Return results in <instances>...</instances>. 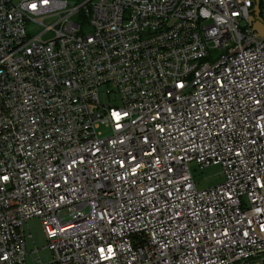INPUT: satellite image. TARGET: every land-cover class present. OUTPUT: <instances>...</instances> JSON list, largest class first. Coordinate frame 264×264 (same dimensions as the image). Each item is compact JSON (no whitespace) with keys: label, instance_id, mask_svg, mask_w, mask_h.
I'll use <instances>...</instances> for the list:
<instances>
[{"label":"built area","instance_id":"1","mask_svg":"<svg viewBox=\"0 0 264 264\" xmlns=\"http://www.w3.org/2000/svg\"><path fill=\"white\" fill-rule=\"evenodd\" d=\"M260 23L264 0H0V264L33 218L46 264H264Z\"/></svg>","mask_w":264,"mask_h":264},{"label":"rangeland","instance_id":"2","mask_svg":"<svg viewBox=\"0 0 264 264\" xmlns=\"http://www.w3.org/2000/svg\"><path fill=\"white\" fill-rule=\"evenodd\" d=\"M69 3L75 4L72 1ZM29 30L31 32H35L37 31V27L35 25H32L29 27ZM256 30L260 34L264 33V25L262 23L258 24ZM189 168L196 183V188L199 190L214 187L223 181L222 169L220 166L212 165L200 170L195 164H190ZM63 217L66 221H69L74 218V215H71L70 213H65ZM24 229L26 235L32 236V239L27 240L28 264H33V260L37 258H40L43 264L50 262V253L45 248L48 244V241L45 238L41 220L39 218H33L28 220L24 224ZM35 248L39 249V253L31 254L32 251L35 250Z\"/></svg>","mask_w":264,"mask_h":264},{"label":"trees","instance_id":"3","mask_svg":"<svg viewBox=\"0 0 264 264\" xmlns=\"http://www.w3.org/2000/svg\"><path fill=\"white\" fill-rule=\"evenodd\" d=\"M67 1H69V2H73V3H80V2H83V1H85V0H67Z\"/></svg>","mask_w":264,"mask_h":264},{"label":"snow or ice","instance_id":"4","mask_svg":"<svg viewBox=\"0 0 264 264\" xmlns=\"http://www.w3.org/2000/svg\"><path fill=\"white\" fill-rule=\"evenodd\" d=\"M32 7H33V8H35V7H36V5H33ZM5 179H7V177H5ZM101 251H103V250H101Z\"/></svg>","mask_w":264,"mask_h":264}]
</instances>
